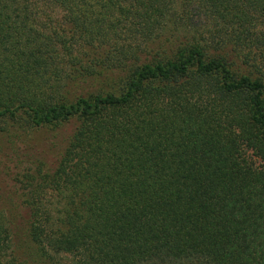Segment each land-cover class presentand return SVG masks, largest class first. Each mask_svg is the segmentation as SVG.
Segmentation results:
<instances>
[{"label": "trees", "instance_id": "obj_1", "mask_svg": "<svg viewBox=\"0 0 264 264\" xmlns=\"http://www.w3.org/2000/svg\"><path fill=\"white\" fill-rule=\"evenodd\" d=\"M0 182V264H264V0H0Z\"/></svg>", "mask_w": 264, "mask_h": 264}, {"label": "rangeland", "instance_id": "obj_2", "mask_svg": "<svg viewBox=\"0 0 264 264\" xmlns=\"http://www.w3.org/2000/svg\"><path fill=\"white\" fill-rule=\"evenodd\" d=\"M31 136H32V138L34 137L35 140H37V139L39 138L40 134H39V135H36V136H34V134H32ZM3 189H4V186H3V184H1V182H0V190L2 191Z\"/></svg>", "mask_w": 264, "mask_h": 264}]
</instances>
